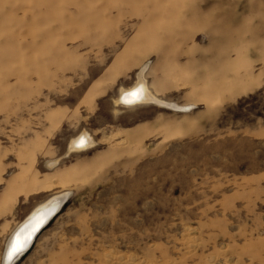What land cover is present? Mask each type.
Masks as SVG:
<instances>
[{
    "label": "rangeland",
    "instance_id": "rangeland-1",
    "mask_svg": "<svg viewBox=\"0 0 264 264\" xmlns=\"http://www.w3.org/2000/svg\"><path fill=\"white\" fill-rule=\"evenodd\" d=\"M60 190L13 264H264V0H0V264Z\"/></svg>",
    "mask_w": 264,
    "mask_h": 264
},
{
    "label": "bare ground",
    "instance_id": "bare-ground-1",
    "mask_svg": "<svg viewBox=\"0 0 264 264\" xmlns=\"http://www.w3.org/2000/svg\"><path fill=\"white\" fill-rule=\"evenodd\" d=\"M114 65V63H112ZM116 65V64H115ZM109 68V67H108ZM111 68V66H110ZM147 65H142L138 68L137 76L134 81L128 86H119L117 93L114 97V104L123 106H133L138 104H155L160 107H164L174 111H188L191 109V103L178 104L174 101L166 100L154 92H152L149 86L146 84V78L144 71ZM116 70V69H115ZM137 92L138 99H133L130 95L132 92ZM126 100L132 102H126ZM83 140L81 145L80 141ZM93 139L85 130L79 131L69 138L67 143L68 152H79L93 146ZM56 160H50V166L53 165ZM48 163V164H49ZM48 164H46L48 166ZM68 190H60L49 194L42 200L36 202L32 207L17 221L16 224L9 231L2 250L1 264H13L21 255L25 254L33 245L38 235L48 226L50 221L56 216L62 203L68 198ZM43 221V223H40ZM39 224V227H37ZM35 229V231H33ZM30 235V239L27 237ZM23 243V249L15 254L10 260L8 258L9 249L13 243Z\"/></svg>",
    "mask_w": 264,
    "mask_h": 264
},
{
    "label": "snow or ice",
    "instance_id": "snow-or-ice-1",
    "mask_svg": "<svg viewBox=\"0 0 264 264\" xmlns=\"http://www.w3.org/2000/svg\"><path fill=\"white\" fill-rule=\"evenodd\" d=\"M133 99H138V94L137 92H132L130 94ZM126 102H132V101H129V100H126ZM81 145L83 144V140L80 141ZM40 223H43V221H40ZM37 227H39V224H37ZM33 231H35V229H33ZM28 239H30V235L27 237ZM23 249V243L22 242H16V243H13L12 247L9 249V252H8V258L11 260L13 258V256L15 254H17L18 252H20L21 250Z\"/></svg>",
    "mask_w": 264,
    "mask_h": 264
}]
</instances>
